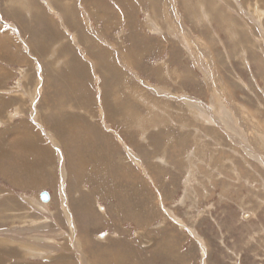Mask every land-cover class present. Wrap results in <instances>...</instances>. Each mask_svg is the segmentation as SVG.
I'll return each instance as SVG.
<instances>
[{"label": "rangeland", "instance_id": "374dc122", "mask_svg": "<svg viewBox=\"0 0 264 264\" xmlns=\"http://www.w3.org/2000/svg\"><path fill=\"white\" fill-rule=\"evenodd\" d=\"M28 2L70 55L40 54ZM1 46L19 59L0 152L17 150V183L24 165L50 177L0 175L19 207L0 212L6 244L71 264H264V0H0ZM9 122L34 128V158L22 132L1 137Z\"/></svg>", "mask_w": 264, "mask_h": 264}, {"label": "crops", "instance_id": "0c3cea01", "mask_svg": "<svg viewBox=\"0 0 264 264\" xmlns=\"http://www.w3.org/2000/svg\"><path fill=\"white\" fill-rule=\"evenodd\" d=\"M29 7L33 6L36 7V5L30 4L28 2ZM30 11H32L31 13V18L36 20L33 23L34 29L33 31L30 33L29 36V40L31 42H33V44L36 45L37 49L40 50V54L43 55V53L47 52V54L49 53V47L51 46H58L59 45V50H55L56 53V57L60 58L61 56L63 58H65L66 54L71 53V51H73L69 46H67L62 37L63 34L62 32L59 30V28L55 25V23H53L50 19V17H48L43 10L38 9L37 7L32 8L30 7ZM40 20V21H39ZM50 26V27H49ZM30 42V45H31ZM8 44V43H7ZM3 46V45H2ZM0 47V51L4 50L3 52L0 53V91H2L4 89V92H0V119L5 118L6 116V112L9 110V108L16 110L17 108L15 106L12 107V99L16 100L17 96H15V94H13L11 91L9 93H6V91H8V87L11 88V84H9L13 78L14 71L12 69H10V64H15V61L18 58V55H10L9 52H7V48L5 49L4 47ZM12 48H10L11 50ZM74 59L76 58V55L73 54ZM71 59V62H74V59L72 58V56L69 58ZM68 59V61H69ZM77 62V61H76ZM68 64V63H67ZM71 64V63H70ZM44 65V64H43ZM72 66V64H71ZM8 68L9 70H5L4 72L1 71V68ZM23 67H28V65L23 66ZM45 67V65H44ZM56 78L58 79V83L63 84L62 86L68 90L70 93H72V88L70 85H66L68 83L73 82L72 80V75H69L67 73H58L56 74ZM9 84V85H8ZM5 96H4V95ZM65 92L63 90H61V92H59V96H57V99H60V102H55L53 103V105H50L49 108H59V107H66L67 104L65 103V98L69 97V96H65ZM15 103V102H13ZM73 104V103H72ZM52 112V110L50 111ZM53 112H55L56 114L62 115V114H66V111H62L60 110H53ZM31 126V125H30ZM1 128H3V126H0ZM34 128L33 127H29L28 124L26 122H9L7 124V126H5V129L3 130L1 137H5V138H12L11 140V146H17L16 144V140H14L13 138L16 137V134H18V132H22V136L21 138H19V140H17V142L19 143L20 141H23L22 143H19L20 145H27L30 150L31 154H28V149L26 148V150L19 149V152H24L25 151V155H23L22 159H26V156L28 154L29 158H34V154H33V141L34 138L32 139V134H30L31 132H33ZM16 133V134H15ZM29 136L31 137V139L29 141H27V139L29 138ZM29 143V144H28ZM36 143L38 144V141L36 139ZM39 145V144H38ZM26 146V147H27ZM14 148V147H13ZM8 150H3L0 152V175L3 176L9 184L11 185H20V187L22 188H30V187H34L35 185H43V178H45L46 176L49 177V173L46 174L45 172V168L41 167V169L36 170V166L31 165V168L27 167V165H24V170L25 171H29V174L25 177L22 178L21 182L17 183V179L14 178V176L12 177L11 174L16 175L17 172L19 171V167H18V163L17 161L14 159L12 160V157L17 156L16 152L17 150L14 152H10L9 148H7ZM47 149V148H46ZM48 153V149L46 150ZM10 152V155L7 156L6 153ZM15 153V155H14ZM37 161V160H36ZM48 162V161H47ZM3 163H8V167H5V165ZM35 165V164H34ZM6 168V170H5ZM43 169V170H42ZM39 171V172H38ZM50 178V177H49ZM2 187H0V191H2ZM5 190V189H4ZM44 191V190H43ZM42 191V192H43ZM41 193V191H40ZM46 193L48 194V192L46 191ZM18 203H14V201L9 200L6 203L0 202V212L4 213L6 211L9 212H15L18 210ZM3 209V210H2ZM0 213V217L1 214ZM13 220H16V215L15 213H13ZM7 221H9L10 223H12V221L10 219H7ZM3 222L0 219V223ZM14 222V221H13ZM4 223H6V217L4 218ZM10 225V224H9ZM1 226V224H0ZM48 238L49 236L46 235ZM8 237V236H7ZM1 237L0 239V264H71V260L67 259L66 257L62 256L61 254H44V251H41L42 254H32L33 250H30L28 252H31V254H24L23 250H19L17 249L18 247L16 246V249H14V245H8L5 242H7L8 240H11L12 237ZM40 241L42 243H46L48 244L47 238L45 236L40 237L39 238ZM5 241V242H4ZM23 243V242H22ZM28 243V242H26ZM44 244L42 246H44ZM45 244V245H46ZM48 250V249H45ZM147 259L151 260V261H156L157 259V255L156 254H149L147 255ZM130 262H135V260H131L128 259ZM181 258L178 255L176 258V261H180Z\"/></svg>", "mask_w": 264, "mask_h": 264}, {"label": "water", "instance_id": "95a60500", "mask_svg": "<svg viewBox=\"0 0 264 264\" xmlns=\"http://www.w3.org/2000/svg\"><path fill=\"white\" fill-rule=\"evenodd\" d=\"M47 195L46 191L41 192L42 200L46 199Z\"/></svg>", "mask_w": 264, "mask_h": 264}, {"label": "bare ground", "instance_id": "6f19581e", "mask_svg": "<svg viewBox=\"0 0 264 264\" xmlns=\"http://www.w3.org/2000/svg\"><path fill=\"white\" fill-rule=\"evenodd\" d=\"M234 115V114H233ZM195 117V116H194ZM193 117V118H194ZM83 166V165H82ZM41 194V193H40ZM48 198V195H47V197H46V199ZM45 200V199H44ZM44 205V204H43ZM73 223V222H72ZM77 235V234H76ZM30 250V249H29ZM45 250V249H44ZM170 250V249H169ZM169 250H168V252H169ZM172 255H175V254H172ZM171 256V255H170Z\"/></svg>", "mask_w": 264, "mask_h": 264}]
</instances>
